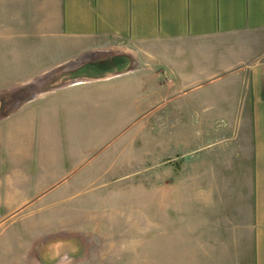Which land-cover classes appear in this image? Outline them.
I'll use <instances>...</instances> for the list:
<instances>
[{"label": "rangeland", "instance_id": "1", "mask_svg": "<svg viewBox=\"0 0 264 264\" xmlns=\"http://www.w3.org/2000/svg\"><path fill=\"white\" fill-rule=\"evenodd\" d=\"M258 37L254 47L264 50ZM123 62L80 60L65 73L30 72L29 81L23 69L3 81L9 72L0 66V84L9 83L0 85V264H252L241 234L231 241L211 211L203 221L197 199L151 188L155 176L236 173L216 145L219 128L245 120L200 118L190 107L230 78L152 103L108 99L117 81L93 93L67 88L94 69L107 77ZM189 73V84L210 76ZM203 133L216 147L199 150Z\"/></svg>", "mask_w": 264, "mask_h": 264}, {"label": "crops", "instance_id": "2", "mask_svg": "<svg viewBox=\"0 0 264 264\" xmlns=\"http://www.w3.org/2000/svg\"><path fill=\"white\" fill-rule=\"evenodd\" d=\"M263 34L264 0H0V66L6 63L9 72L3 81L12 77L11 69L29 71L21 75L29 81L33 71L65 67V73L78 69L80 60L98 64L117 57L124 60L120 72L106 77L94 69L85 82L67 88L93 93L105 89L99 84L117 81L108 99L144 97L152 103L159 95V101L169 100L230 78L190 107L200 118L245 120L229 131L219 128L216 145L236 173L177 175L172 181L155 176L151 188L182 190L197 199L203 221L211 211L231 241L241 234L252 264H264V63H256L264 50L254 47ZM190 70L210 76L189 84ZM58 89L66 88L49 93ZM203 135L200 151L216 147L206 145Z\"/></svg>", "mask_w": 264, "mask_h": 264}]
</instances>
